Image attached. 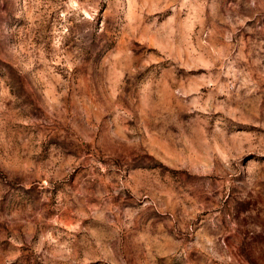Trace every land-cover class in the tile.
<instances>
[{"label":"rangeland","instance_id":"374dc122","mask_svg":"<svg viewBox=\"0 0 264 264\" xmlns=\"http://www.w3.org/2000/svg\"><path fill=\"white\" fill-rule=\"evenodd\" d=\"M0 264H264V0H0Z\"/></svg>","mask_w":264,"mask_h":264}]
</instances>
